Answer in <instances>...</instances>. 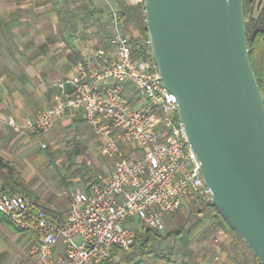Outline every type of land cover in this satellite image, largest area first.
Instances as JSON below:
<instances>
[{
	"label": "built area",
	"instance_id": "2783aa9c",
	"mask_svg": "<svg viewBox=\"0 0 264 264\" xmlns=\"http://www.w3.org/2000/svg\"><path fill=\"white\" fill-rule=\"evenodd\" d=\"M102 7L113 50L101 45L74 74L54 79L52 105L31 125L46 133L67 109L81 113L109 138L103 150L115 158L114 169L108 178L75 188L60 224L23 194L6 193L0 181V213L37 237L25 264H103L134 243L131 221L164 232L165 216L197 199L211 201L175 94L144 57H134L118 0H104ZM9 124L16 132L23 128L14 118ZM60 242L63 251L56 249Z\"/></svg>",
	"mask_w": 264,
	"mask_h": 264
},
{
	"label": "crops",
	"instance_id": "0c3cea01",
	"mask_svg": "<svg viewBox=\"0 0 264 264\" xmlns=\"http://www.w3.org/2000/svg\"><path fill=\"white\" fill-rule=\"evenodd\" d=\"M95 3L102 7L97 0ZM70 7L76 17L73 46L82 57L77 62L71 58L73 47L68 45L52 3L0 0V158L15 169L14 180L20 193L58 224L68 216L75 188H86L110 177L116 161L103 150L109 138L98 134L81 113L67 109L46 133L31 125L42 109L52 105L54 79L74 74L76 64L87 56L94 57L101 45L108 52L113 50L106 41L111 26L104 11L101 19L106 24L101 26L90 4L89 24L80 26V16L71 0ZM126 29L128 33L127 26ZM91 34H96V38L92 39ZM93 41L98 44L94 51L90 50ZM129 90L135 94L133 88ZM10 118L23 125L20 132L14 131ZM0 181L4 183L1 175ZM194 203L165 216L164 233L181 230L160 244L171 260L120 250L104 264H121L120 260L128 255L136 258L132 264H259L244 241L214 210L199 212L200 207ZM170 239L178 240V259L162 246ZM36 241V235L0 214V264H25ZM56 249L63 251V243ZM144 257L150 258L149 263Z\"/></svg>",
	"mask_w": 264,
	"mask_h": 264
},
{
	"label": "water",
	"instance_id": "95a60500",
	"mask_svg": "<svg viewBox=\"0 0 264 264\" xmlns=\"http://www.w3.org/2000/svg\"><path fill=\"white\" fill-rule=\"evenodd\" d=\"M145 9L158 74L212 206L264 264V98L244 0H145Z\"/></svg>",
	"mask_w": 264,
	"mask_h": 264
},
{
	"label": "trees",
	"instance_id": "16d2710c",
	"mask_svg": "<svg viewBox=\"0 0 264 264\" xmlns=\"http://www.w3.org/2000/svg\"><path fill=\"white\" fill-rule=\"evenodd\" d=\"M48 1L52 3L54 9L59 15L62 32L68 40V45L73 47L74 54L71 56V58L77 62L79 59H82V57L78 50L73 46V22L76 20V17L74 16L73 9L70 7V0ZM118 2L124 24L128 28L127 34L130 38V44L133 48L134 57H144L150 63L151 69L156 70L157 66L152 56L149 34L147 30L145 0L135 5L129 4L126 0H118ZM258 3L259 0H244V11L246 17L250 58L264 98V0L260 7L258 6ZM90 4L95 20L101 26H104L106 21L102 22L101 19L103 7L96 4L95 0H90ZM0 175L2 176L4 182V191L6 193H20L21 189L14 180L16 175L15 169L1 158ZM194 204L197 207H200L197 208L199 212L214 210L216 215L220 217L223 222H225L217 210L212 206L211 201L197 199ZM0 214L2 215V213ZM130 225L135 230V241L127 250L130 252H141L144 255H152L160 259L166 258L167 260H171L170 255L166 254L165 251L160 248V244L168 237L178 235L181 232L180 229H177L173 232L164 233L154 228L145 227L141 223L134 221H131ZM233 232L237 234L235 231ZM120 250L121 249H116L115 252ZM110 260L104 263H107ZM257 261L259 264H261L258 259Z\"/></svg>",
	"mask_w": 264,
	"mask_h": 264
},
{
	"label": "rangeland",
	"instance_id": "374dc122",
	"mask_svg": "<svg viewBox=\"0 0 264 264\" xmlns=\"http://www.w3.org/2000/svg\"><path fill=\"white\" fill-rule=\"evenodd\" d=\"M97 1L99 4H102L104 0H97ZM126 1L130 3V1H132V0H126ZM71 2L73 5H75V9H76L78 15L80 16L79 25L80 26L88 25L89 19H90V17H88V16H91V14L88 13V11H87L89 9V6H90V1L89 0H71ZM91 36L93 37L92 39L96 38V34H94V35L91 34ZM97 48H98V44L94 43V41H93V43H91L90 50L94 51ZM177 241L178 240L174 241L173 239H170L167 241L166 244H162V246H165V250L167 252H169V253L174 252L175 253V251H177V249H178V244H177L178 242ZM174 253H172L173 258L178 259L179 258L178 253H175V254ZM134 259L136 260V258H132L131 255H128L127 257L122 258L120 260L121 261L120 263L121 264H132V263H134ZM142 259H145V262L149 263L148 259H150V258L144 257ZM158 263L161 264V262H158ZM150 264H154V262L151 261Z\"/></svg>",
	"mask_w": 264,
	"mask_h": 264
}]
</instances>
